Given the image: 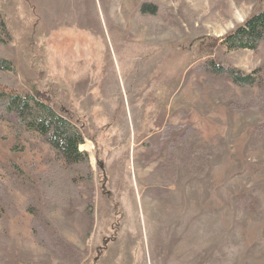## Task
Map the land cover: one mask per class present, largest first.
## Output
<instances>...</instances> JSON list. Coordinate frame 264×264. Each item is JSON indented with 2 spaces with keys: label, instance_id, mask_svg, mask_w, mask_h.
Returning a JSON list of instances; mask_svg holds the SVG:
<instances>
[{
  "label": "rangeland",
  "instance_id": "rangeland-1",
  "mask_svg": "<svg viewBox=\"0 0 264 264\" xmlns=\"http://www.w3.org/2000/svg\"><path fill=\"white\" fill-rule=\"evenodd\" d=\"M262 9L264 0H0V58L13 68L0 71V92L14 86L69 117L89 158L87 170L67 165L37 133L0 119V264H264L263 90L197 68L209 38ZM216 52L264 72V41ZM166 125L184 126L172 139L195 133L157 155Z\"/></svg>",
  "mask_w": 264,
  "mask_h": 264
},
{
  "label": "trees",
  "instance_id": "trees-1",
  "mask_svg": "<svg viewBox=\"0 0 264 264\" xmlns=\"http://www.w3.org/2000/svg\"><path fill=\"white\" fill-rule=\"evenodd\" d=\"M141 11L143 14L153 15L155 14V7L151 4H144ZM0 31L6 32L5 24L1 17ZM263 41L264 9L250 16L240 26H237L224 36L217 39L209 38V47H213L214 50L210 51L207 58L197 68L210 78L227 80L240 89L259 86L264 93V72H262L260 67L252 73H244L238 68L216 58L217 47H221L227 51H255ZM0 71H13L12 63L0 58ZM10 88L13 90V93L0 92V119L11 124L17 133L23 131L37 133L67 165H80L81 168L87 170L89 166L88 154L80 150V146L84 144V137L71 122L70 118L55 111L44 100L32 95L17 93L14 86H10ZM235 106L237 107V105ZM183 128V125L164 126L156 144L151 145L153 151L157 155H160L166 146L170 151H177L181 147L184 148L186 142L195 133V130L188 127L180 136L172 139V134L181 132ZM96 163L101 179V191L109 197L110 191L107 189L108 174L100 159H97ZM45 175H48V173ZM50 177L54 181L58 179L54 174H51ZM153 178L154 174L149 176L148 179L153 181ZM68 180L73 181L74 177L68 178ZM113 214L116 216L115 213ZM111 240L104 239L103 246L100 247L99 251H104L107 243L111 242Z\"/></svg>",
  "mask_w": 264,
  "mask_h": 264
},
{
  "label": "bare ground",
  "instance_id": "bare-ground-1",
  "mask_svg": "<svg viewBox=\"0 0 264 264\" xmlns=\"http://www.w3.org/2000/svg\"><path fill=\"white\" fill-rule=\"evenodd\" d=\"M83 146H80V149L82 148ZM85 149V148H84Z\"/></svg>",
  "mask_w": 264,
  "mask_h": 264
}]
</instances>
